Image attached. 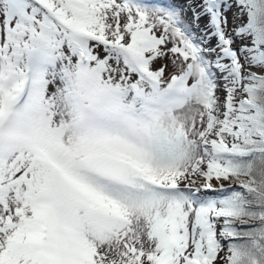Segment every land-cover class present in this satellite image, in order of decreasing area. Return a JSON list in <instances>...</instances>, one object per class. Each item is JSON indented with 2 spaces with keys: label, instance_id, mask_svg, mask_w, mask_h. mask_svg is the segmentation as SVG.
<instances>
[{
  "label": "snow or ice",
  "instance_id": "snow-or-ice-1",
  "mask_svg": "<svg viewBox=\"0 0 264 264\" xmlns=\"http://www.w3.org/2000/svg\"><path fill=\"white\" fill-rule=\"evenodd\" d=\"M0 264H264V0H0Z\"/></svg>",
  "mask_w": 264,
  "mask_h": 264
}]
</instances>
